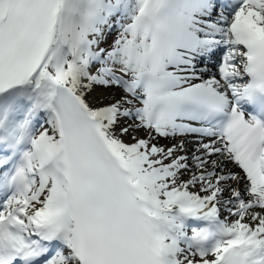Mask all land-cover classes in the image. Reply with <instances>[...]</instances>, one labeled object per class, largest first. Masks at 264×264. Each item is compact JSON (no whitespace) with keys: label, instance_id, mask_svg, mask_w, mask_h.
Segmentation results:
<instances>
[{"label":"snow or ice","instance_id":"snow-or-ice-1","mask_svg":"<svg viewBox=\"0 0 264 264\" xmlns=\"http://www.w3.org/2000/svg\"><path fill=\"white\" fill-rule=\"evenodd\" d=\"M0 264H264V0H0Z\"/></svg>","mask_w":264,"mask_h":264}]
</instances>
